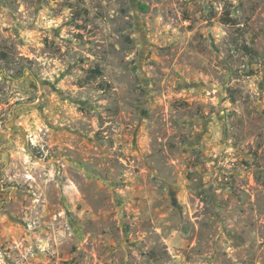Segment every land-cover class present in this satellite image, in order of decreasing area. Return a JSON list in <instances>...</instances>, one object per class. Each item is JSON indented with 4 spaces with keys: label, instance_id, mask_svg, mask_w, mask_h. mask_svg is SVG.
Instances as JSON below:
<instances>
[{
    "label": "rangeland",
    "instance_id": "rangeland-1",
    "mask_svg": "<svg viewBox=\"0 0 264 264\" xmlns=\"http://www.w3.org/2000/svg\"><path fill=\"white\" fill-rule=\"evenodd\" d=\"M0 264H264V0H0Z\"/></svg>",
    "mask_w": 264,
    "mask_h": 264
},
{
    "label": "trees",
    "instance_id": "trees-1",
    "mask_svg": "<svg viewBox=\"0 0 264 264\" xmlns=\"http://www.w3.org/2000/svg\"><path fill=\"white\" fill-rule=\"evenodd\" d=\"M93 72H95V71H93Z\"/></svg>",
    "mask_w": 264,
    "mask_h": 264
}]
</instances>
